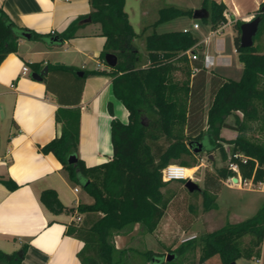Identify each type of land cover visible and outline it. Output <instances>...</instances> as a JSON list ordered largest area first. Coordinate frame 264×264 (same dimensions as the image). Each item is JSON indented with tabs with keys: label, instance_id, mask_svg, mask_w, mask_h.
<instances>
[{
	"label": "trees",
	"instance_id": "1",
	"mask_svg": "<svg viewBox=\"0 0 264 264\" xmlns=\"http://www.w3.org/2000/svg\"><path fill=\"white\" fill-rule=\"evenodd\" d=\"M88 1L92 9L88 15L78 17L60 33L48 34H36L17 27L0 8V63L7 55L17 52L18 41L25 35H29L31 40L59 46L75 38L86 17L100 26V36L105 42L98 58L104 63L106 54H114L117 63L108 72L83 71L80 78L75 76L74 69L64 66L63 69H47L48 74L52 71L72 74L78 100L74 105H62L56 110L55 123L60 126L59 133L40 148L42 154L54 156L68 182L80 186L92 202L67 208L52 189L41 191L38 199L53 215L80 217L79 221L72 219L65 231V235L83 244L77 253L80 264H125L127 251L115 249L113 236L135 224L147 233L156 228L166 212L168 198L176 193L166 188L168 182L162 181L161 171L168 164L185 168L198 166V159L192 153L197 144H201V151L208 154L218 151L227 164L214 171H204L199 195L177 199L178 210L185 207V210H179L178 215L181 216L182 211L188 223L182 228H188L195 221L197 198H201L202 212L216 209V196L223 183L235 176L228 168L230 163L237 165L242 179H252L254 183L263 180L264 140L257 143L244 135L251 129V124L258 123V131L264 137V43L255 45L253 38L254 45L241 48V22L234 23L233 28L237 32L234 46L243 67L240 79L234 81L203 69L200 57L191 64L188 62L183 55L185 51L200 54L204 50L202 44L195 48L198 38L188 31L152 32L144 36L147 65L142 67L134 59L132 40L139 35L133 32L127 21L124 0ZM202 7L208 11L207 19L202 22L207 23L211 30L225 22L222 3L203 0ZM262 10L264 2L255 15L261 20L264 18ZM187 15L192 16V11L164 7L158 10L157 19L151 26ZM30 66L34 72L41 70L38 64ZM191 68L197 69L193 75ZM176 72L184 74L183 82L173 81ZM96 74L111 78L113 96L127 110L128 121L123 124L116 119L111 103H107L111 118L112 157L99 165L86 167L77 154L78 102L85 77ZM206 90H209L210 100L204 110L202 101ZM236 113L241 117L234 115ZM231 115H234L233 125L226 123V118ZM223 128L234 130L237 134L235 139L227 141L220 137ZM205 138L210 143L208 148L203 146ZM222 144L229 145L227 152ZM0 183L9 191L18 188L10 179L0 180ZM178 191L180 193L181 190ZM263 240L264 202L252 217L233 224L226 222L221 228L181 242L175 250L169 248L167 252L173 255L174 260L176 256L181 258L188 253L192 256L197 251V259L191 264H202L214 256H218L222 264H230L239 259H258ZM138 255L143 264L170 263L165 262L168 254L145 250ZM0 264H23V261L16 252L0 250Z\"/></svg>",
	"mask_w": 264,
	"mask_h": 264
},
{
	"label": "crops",
	"instance_id": "2",
	"mask_svg": "<svg viewBox=\"0 0 264 264\" xmlns=\"http://www.w3.org/2000/svg\"><path fill=\"white\" fill-rule=\"evenodd\" d=\"M210 1L222 3L225 6L226 16L224 27L219 26L211 32L218 31L220 28L219 33H221L226 26L232 28L229 39L224 41L220 38L221 45L217 44L213 52L217 58H221L225 46V49L229 51L228 55L233 54L238 60L234 46L237 32L233 25L235 22L242 24L253 19L264 0ZM0 8L17 27L28 29L36 34L60 33L72 21L92 11L88 0H0ZM87 18L89 17L82 20L84 26L77 31L75 38L64 41L59 46L48 45L36 39H20L17 52L7 55L0 63V180L10 179L18 185L17 189L9 191L0 183V250L17 253L24 248L23 264H80L77 253L82 248V242L65 235L72 216L53 215L38 199L41 191L52 189L56 192L61 204L67 208H75L79 203L92 202L80 186L68 182L60 163L54 156L40 152V148L59 133L60 126L55 123L56 110L62 105H74L77 102V85L72 74L62 75V71L45 73L40 81L34 80L31 74L39 73L44 67L63 69V66L74 69L75 76L79 78L83 76V71L108 72L111 68L98 58L105 42L104 37L100 36V26L88 22ZM210 33L206 38L211 36ZM196 37L198 44L203 45V52L212 55L210 39L205 41L206 38ZM134 41L133 39L132 42ZM133 51L136 64L146 66L141 64L140 51L135 47ZM144 54L147 60L145 50ZM86 60L90 61V64L86 65ZM188 62L192 63L189 60ZM31 64H38V69L41 70L34 72ZM240 65L242 66L241 63ZM23 67H26L28 71L22 73ZM107 103H111L114 117L126 124L128 112L114 98L111 78L103 74L86 76L79 94L80 119L77 147L78 157L86 167L99 165L112 157L111 118L107 112ZM235 115L241 117L240 113ZM236 135V132L231 129L223 128L220 131V137L227 141L235 139ZM171 182L168 181L166 188H171ZM223 187L228 190H239L237 187H230L226 182L223 183ZM200 189H202V182ZM258 192L264 195V192ZM67 194L77 195L74 205L67 203ZM175 198V194L168 198L166 212L151 233L145 232L138 224L116 233L113 236L115 249L127 251V258L129 254L139 250H152L161 254L157 251V243H160V249H163L166 248L170 238H175L181 243L223 226L221 217L215 214L216 221L213 222L220 223V226L208 229L212 222L210 217L214 216L210 213L211 211H208L197 214L195 223L193 222L194 224L192 223L186 229L176 226L173 228V224L168 223L170 222L168 220L179 216ZM260 200L261 206L264 197ZM200 222L203 224L201 232L199 228H192V225L195 226ZM228 223L231 222L228 221ZM136 232L137 236L134 235ZM136 256H138V264H143L141 257ZM214 258L215 256L202 264H222L218 257ZM238 262L264 264V240L258 259H239L235 264Z\"/></svg>",
	"mask_w": 264,
	"mask_h": 264
},
{
	"label": "rangeland",
	"instance_id": "3",
	"mask_svg": "<svg viewBox=\"0 0 264 264\" xmlns=\"http://www.w3.org/2000/svg\"><path fill=\"white\" fill-rule=\"evenodd\" d=\"M203 0H124V12L127 16V21L130 24L133 32L136 35H139L138 37L134 38L133 46L140 51L142 55V65H147L146 57L144 56V36L148 35L152 32H155L157 34L161 33H167V32H173V31H188L189 33L193 34L194 36H198L200 39L206 38V36L211 32V29L209 28V25L207 23L202 22V20H195L192 18V16H180L173 20L158 24L155 27H152L151 25L154 23V21L157 19L158 16V10L164 7L172 6L181 10L185 11H194L203 8L202 7ZM148 27V28H146ZM146 28V29H145ZM145 29V32L143 35L142 31ZM264 18L261 20L258 31L254 37V44H259L261 42L264 43ZM232 32L231 26H226L221 33H214L209 37V45H210V52L215 58V64L214 66L207 70L208 72L212 71L213 74L238 81L240 79L242 66L236 59V56L232 54V56L228 55L229 51L225 49V46L223 47L224 53L221 58H217L216 54L213 52L216 50L217 44L220 46L221 42L219 41L220 38H222L224 41L229 39V35ZM222 35V36H221ZM86 65L90 64V61L86 60ZM185 80L184 74L180 72H176L173 75V81L181 83ZM210 100V93L209 90H206L203 94V109L206 110ZM203 110V112H204ZM235 115V114H234ZM234 115L229 116L226 118V122L230 125L234 124ZM240 117V116H239ZM258 123L251 124V129L245 132V137L252 140L253 142L261 143L264 140V137L262 134L258 131L257 127ZM203 146L205 148L210 147V143L207 138L203 140ZM224 150L227 152L229 149L228 144H222ZM193 155H195V158L198 159L199 165L194 167L192 169V172L189 173V175H192L195 179H197L196 183L201 187V182L203 178V174L205 170L214 171L216 168H219L221 166H225L227 162L222 161L218 151H213L211 154H208L206 151H200L197 153L192 152ZM184 181H172L171 182V190L179 189L181 190L180 193L176 192L175 197L176 199H180L182 197H194L196 195H199L198 191H195L193 193L188 192L184 188ZM236 188V187H235ZM75 195L67 194V203L74 205L76 203L75 201ZM217 198L215 200V203L217 204L216 209L211 210L210 213H213V215H219L222 219L221 224L226 222H238V220H245L250 217H252L258 207L261 203V198L264 197L263 194H261L258 191H253L246 189V187H243L242 189L236 190H228L224 187L221 188L220 192L217 194ZM186 199V198H185ZM201 198H197V214L202 213V207L200 205ZM193 202V201H192ZM178 203L176 204V210H178ZM175 210V208H174ZM179 210H185L184 206H181ZM178 210V213H179ZM204 213V212H203ZM181 218H178V216L171 217L169 219L168 223L173 224V228L178 227L182 228L183 226H186L188 223L186 219H184L185 214L180 211ZM210 217L212 219V222L210 226H208V229L210 228H218L220 226V223H216L213 221H216L215 217ZM195 223V222H194ZM193 223V224H194ZM197 227V228H194ZM203 227V224L197 223L195 226L192 225L193 229H198L199 232L200 229ZM137 236V232L134 234ZM200 236H202L200 234ZM137 240V238L135 239ZM169 242L165 246L166 248L160 249L161 244L157 243V251L172 255L170 252H167V249L171 248L172 250H175V248L178 247L180 242L178 240H175V238H170L168 240ZM262 247V245H261ZM7 253V251H4ZM135 253L129 254L128 258L125 260V264H138V255L139 252H143L142 250L134 251ZM173 256V255H172ZM198 256V252L195 251L193 255L191 256L190 253L184 255L183 257L176 256V258L170 261L168 264H191L192 262L196 261ZM218 256H215L217 259ZM214 258V259H215ZM141 259V258H140ZM219 259V257H218ZM142 260V259H141ZM164 261V257L162 259ZM166 264V263H165ZM238 264H241V262ZM255 264V263H254Z\"/></svg>",
	"mask_w": 264,
	"mask_h": 264
},
{
	"label": "built area",
	"instance_id": "4",
	"mask_svg": "<svg viewBox=\"0 0 264 264\" xmlns=\"http://www.w3.org/2000/svg\"><path fill=\"white\" fill-rule=\"evenodd\" d=\"M224 18H226L225 13H223ZM225 22L221 23L220 28L224 27ZM219 28V30H220ZM218 31H213L210 33V35H213L214 33H218ZM186 32V31H183ZM210 36H208L206 40L209 39ZM199 44L195 45V48L198 46ZM183 55H185V57L189 60V61H196L199 59V57L201 58V64H202V68L205 70H209L214 66V58L212 55L208 54L207 52H202L200 54L198 53H193L191 52V50H187L183 53ZM200 55V56H199ZM27 68L23 67L22 68V73L27 72ZM197 72L196 68H191V74L193 75L194 73ZM234 157H237L236 155H234ZM240 157V156H239ZM244 161V159H243ZM228 168L235 174V176L229 177L225 182L230 186V187H237L238 189H242L243 187H246V189L249 190H257V191H261L264 192V178L261 182H257L254 183L252 181V179L249 180H244L241 178L239 171H238V167L236 164L234 163H230L228 165ZM236 179V182H233V179ZM161 179L163 182H168V181H192V182H196L197 179H195L192 175H188L186 173V168L179 166L177 164H168L166 165L162 171H161ZM74 191H77V189H74ZM72 219H75L76 221L80 220V217H72Z\"/></svg>",
	"mask_w": 264,
	"mask_h": 264
},
{
	"label": "water",
	"instance_id": "5",
	"mask_svg": "<svg viewBox=\"0 0 264 264\" xmlns=\"http://www.w3.org/2000/svg\"><path fill=\"white\" fill-rule=\"evenodd\" d=\"M262 11L264 12V10ZM207 17H208V11L205 8L194 10L192 12V18L195 20H204V19H207ZM87 21L89 22L90 18H87ZM260 22H261V18L257 16L251 19L249 22H245L240 25L239 45L241 48H249L253 45V38L255 37L258 31ZM25 38L29 39L30 36L25 35ZM104 62L108 67L114 68L117 63V58L114 54H106L104 56ZM46 71H47V68L44 67V69L40 71L39 73H32L31 77L34 80L40 81L42 79V76L46 73ZM79 76H81V74H79ZM200 151H201V144H197V147L194 150V153H197ZM233 182H236L235 178L233 179ZM184 188L190 193L201 190L198 184H196L195 182L189 181V180L185 182ZM17 255L22 258V251H18ZM172 259H173V256L168 255L165 259V262H170ZM230 264H235V262H232Z\"/></svg>",
	"mask_w": 264,
	"mask_h": 264
},
{
	"label": "bare ground",
	"instance_id": "6",
	"mask_svg": "<svg viewBox=\"0 0 264 264\" xmlns=\"http://www.w3.org/2000/svg\"><path fill=\"white\" fill-rule=\"evenodd\" d=\"M192 172V169H186V173L189 175V173Z\"/></svg>",
	"mask_w": 264,
	"mask_h": 264
}]
</instances>
